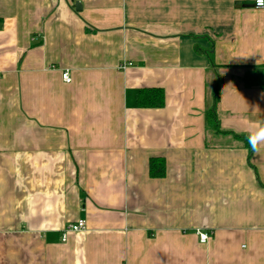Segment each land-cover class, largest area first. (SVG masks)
<instances>
[{
    "label": "crops",
    "instance_id": "obj_1",
    "mask_svg": "<svg viewBox=\"0 0 264 264\" xmlns=\"http://www.w3.org/2000/svg\"><path fill=\"white\" fill-rule=\"evenodd\" d=\"M245 1L0 0V264H264V148L206 122L215 86L221 130L264 120Z\"/></svg>",
    "mask_w": 264,
    "mask_h": 264
},
{
    "label": "trees",
    "instance_id": "obj_2",
    "mask_svg": "<svg viewBox=\"0 0 264 264\" xmlns=\"http://www.w3.org/2000/svg\"><path fill=\"white\" fill-rule=\"evenodd\" d=\"M258 68V67H255ZM248 83H252L257 79V76L254 77L249 75L246 77ZM212 94V103L207 105V115L206 122L210 129L216 133L222 134H232L234 138H243V145L248 148L249 153L253 152L247 143L246 137L240 136L232 131L221 130L218 127V117H217V108L216 104L218 102V87L215 86ZM137 102L140 106H160L163 103V91L162 89H142L138 92ZM165 173V162L162 158H151L149 161V175L151 177H160Z\"/></svg>",
    "mask_w": 264,
    "mask_h": 264
},
{
    "label": "clouds",
    "instance_id": "obj_3",
    "mask_svg": "<svg viewBox=\"0 0 264 264\" xmlns=\"http://www.w3.org/2000/svg\"><path fill=\"white\" fill-rule=\"evenodd\" d=\"M258 9H264V0H256ZM224 91L230 92L237 101H244L235 86L229 82L225 85ZM247 143L254 153L259 154L264 148V120L256 121L248 130Z\"/></svg>",
    "mask_w": 264,
    "mask_h": 264
},
{
    "label": "built area",
    "instance_id": "obj_4",
    "mask_svg": "<svg viewBox=\"0 0 264 264\" xmlns=\"http://www.w3.org/2000/svg\"><path fill=\"white\" fill-rule=\"evenodd\" d=\"M253 7L255 9H258L257 8V5H256V0L253 1ZM260 10H264V9H260ZM131 63H128V64H122L120 66V68L122 69H125L127 66H130ZM62 79L64 80V82L66 83H70L71 79H70V76L68 74L67 71H63L62 72ZM86 229V221L81 218V219H78L77 221L75 222H71L69 223L62 231V240L65 241L66 240V236L67 234L71 233V232H80V231H84ZM197 235L199 237V241L202 242V243H206L209 239V235L206 233V232H203V231H200V230H197Z\"/></svg>",
    "mask_w": 264,
    "mask_h": 264
},
{
    "label": "water",
    "instance_id": "obj_5",
    "mask_svg": "<svg viewBox=\"0 0 264 264\" xmlns=\"http://www.w3.org/2000/svg\"><path fill=\"white\" fill-rule=\"evenodd\" d=\"M75 8L78 9L79 8V3L78 1H75ZM243 5H253V3L251 1H245V2H242Z\"/></svg>",
    "mask_w": 264,
    "mask_h": 264
}]
</instances>
